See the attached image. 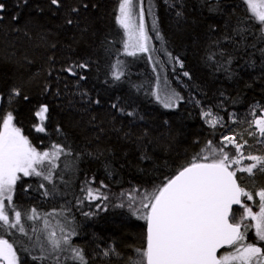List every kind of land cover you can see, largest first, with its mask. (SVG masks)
<instances>
[{
    "label": "trees",
    "instance_id": "trees-1",
    "mask_svg": "<svg viewBox=\"0 0 264 264\" xmlns=\"http://www.w3.org/2000/svg\"><path fill=\"white\" fill-rule=\"evenodd\" d=\"M0 2L5 4L0 13L3 16L0 20V94L5 97L0 101V117L12 112L14 124L39 151H49L54 144L70 147V154L60 157L54 175L60 178L59 170L67 164L69 178L62 187L67 196L72 195V206L68 209L70 218L75 217L78 231L81 230L87 240L92 231L104 240L108 235L117 241L121 257L96 258L94 264H127L128 258L137 254L136 249L145 247L146 223L135 226L131 219L118 216L116 212L86 218L82 213L92 212L94 202L78 205L77 200L83 196L81 189L92 177L95 182L103 181L112 193H123L133 187L156 188L197 154L203 156L208 141L217 147L224 136H231L241 128L240 123L244 126L250 123L252 105L257 101L264 103V83L257 81L251 89L245 88L244 83L251 82L259 74L258 70L241 71L242 79L237 83L216 71L206 56L213 40L230 33L238 22L246 26H253L255 22L248 19L250 13L243 0H219L220 12H209L208 5L213 0H169L168 3L154 0L152 6L159 36L155 32L153 38L156 55L165 69L157 85L162 98L165 87L184 97L179 107L166 109L156 99L154 63L145 54H125V33L117 19L121 0H83L89 7L72 15L79 21L78 27L64 24V18L70 7L79 5L80 0H63L62 9L48 8V0H29L22 9L17 8V0ZM36 5L45 11L37 12ZM177 11L183 16L178 17ZM17 14L18 21L13 19ZM209 25H215V31H209ZM225 47L231 48V45L225 44ZM173 57L183 61V68L178 67ZM118 61L122 66L119 69ZM80 62H88L89 68L78 71V76L87 79L77 85L78 76L62 69ZM243 62L237 61V68ZM179 70L189 72L191 79ZM114 71H122L124 75L116 80ZM12 88H19L21 96L9 102L7 94ZM85 90L89 97L98 98L101 103L88 102L87 97L81 99L77 93ZM221 91L224 96L220 95ZM24 95L29 97L28 101L23 99ZM117 98L121 106L137 110L144 120L133 122L111 108ZM196 100L200 103L196 104ZM41 103L49 104V118L45 121L47 133H39L33 127L39 122L34 113ZM208 109L223 116L225 121L233 113L237 123L231 125V130L224 126L213 128L202 115ZM57 125L60 132L56 131ZM145 129L149 136L142 141L138 138ZM126 132L131 134L125 137ZM144 152L151 160L140 159ZM108 161L111 167L106 170ZM20 175L10 203L15 210L30 214L35 208L42 214L56 209L53 196L42 194L44 190L39 187L42 178ZM44 183L51 191L49 182ZM9 211L12 212L11 206ZM239 213L240 207L235 208L233 215L237 220ZM25 223L27 227L34 223L37 226L39 220ZM0 236L13 241L19 254L27 258L28 253L17 246L20 233L0 229ZM251 242L249 238L248 243ZM82 246L94 251L87 242ZM232 247L224 248L221 254L231 253Z\"/></svg>",
    "mask_w": 264,
    "mask_h": 264
},
{
    "label": "snow or ice",
    "instance_id": "snow-or-ice-1",
    "mask_svg": "<svg viewBox=\"0 0 264 264\" xmlns=\"http://www.w3.org/2000/svg\"><path fill=\"white\" fill-rule=\"evenodd\" d=\"M166 3L169 0H165ZM255 25L246 26L243 22H238L230 33H225L213 40L209 46L206 60L216 69L225 73L226 79L235 80L237 83L242 79L241 71L258 70L259 74L251 82L245 81L244 87L253 88L257 81L264 83V0H243ZM29 0H17V8L22 9L28 5ZM142 0H121L119 4V16L117 17L120 26L127 33L125 41V51L132 49L128 54L135 56L137 53H149L151 37L145 28L144 10ZM36 11L43 13L45 8L36 5ZM48 8L55 7L62 9L63 0H48ZM89 5L80 0L79 5L72 6L67 11L64 24L79 26V21L72 18L73 14H79L81 8L87 9ZM95 7V5H93ZM134 8L138 10L134 13ZM5 9V4L0 2V13ZM209 12H220L219 0H213L208 5ZM176 15L182 17L183 13L177 11ZM14 20H19V14L13 16ZM137 19L139 23H137ZM0 20L3 16L0 15ZM209 31H215V25L208 26ZM153 29L159 36V31L153 20ZM249 37H252L251 42ZM230 44L231 48L225 47ZM55 47V45H53ZM214 48V50H213ZM171 56V53H168ZM151 58V56L149 57ZM173 59L183 67V61L179 57ZM243 60V64L236 66V62ZM121 62H117V66ZM89 68L88 62L70 64L62 69L73 76H78L79 70ZM239 69V70H238ZM124 73L114 71L113 76L119 80ZM185 77L191 79L190 73L185 71ZM87 77L79 75L77 85L80 80ZM47 91V87L45 89ZM161 90L157 86L156 99L163 104L166 109L179 107L183 96L170 91L167 87L163 89L164 96L161 97ZM59 95V91H57ZM77 95L88 102L99 105L100 99H92L87 91L78 92ZM224 96V92H220ZM21 96L19 88H12L7 94L9 102ZM0 94V101L4 99ZM25 101L29 100L27 95L23 96ZM236 101L233 100V103ZM196 104L200 101L196 100ZM222 107V105H221ZM253 108H259L262 115L251 123L257 126L258 135L264 137V103L257 101ZM111 108L118 113L130 117L133 122L143 121L144 116L137 110H128L121 106L119 98L111 104ZM49 104L41 103L34 115L39 118V122L33 125L35 131L47 133L45 121L48 120ZM213 128L224 123L221 116H214L209 109L202 113ZM2 129H0V229L15 230L27 238L29 247H23V251L31 255V259L36 264H94L96 258L121 257V252L112 241L106 247L97 245V250L88 251L82 245L73 242V238L80 235L75 217L71 216L70 210L61 208L59 211L53 210L47 214L37 212L35 208L28 212L21 213L15 210L14 205H10L15 192L17 181L24 177L36 176L42 178L39 184L43 189V195L55 196L63 195L59 193L54 183L55 169L59 167L57 161L62 155L70 154V147L60 144L51 146L50 151H39L30 142L29 138L22 133L13 121L12 112L0 117ZM167 124V121H165ZM56 131L60 132V126H56ZM131 133H124L128 137ZM256 133H250L255 135ZM149 132L145 129L138 139L145 140ZM225 145H234L235 152L232 156L224 150V147L209 148L208 155L197 154L191 161L183 165L171 178H165L161 185L148 192L144 190V195L139 201L129 197L127 204L124 202L114 204L113 207H127L130 214L138 220L146 222V246L136 249V255L128 258V264H264V247L258 243H246V233L249 225L244 224V220L251 218L255 221V228L258 242L264 243V189L258 191L259 212H253L242 201V197L253 200V194L245 191L237 181V171L254 174V170L264 173V156H245L243 148L247 141L237 142L235 136H224ZM208 141L207 145L211 146ZM91 156L92 153H87ZM103 155V153H99ZM211 157V159L209 158ZM140 159L151 160V156L144 152ZM243 160L250 163L242 168L232 169V165H240ZM65 164V168H67ZM111 167V162L105 163L106 170ZM111 174V172H109ZM62 180V177H60ZM95 177L86 181L81 189L82 198L77 200L78 205H83L86 201H108V196L101 191L107 185L100 182L99 188L91 186ZM49 182L52 190L45 188V183ZM31 187V185H28ZM12 208V215H9V206ZM233 205H239L244 209L243 215L237 220L233 215ZM95 208L98 211H107V203H97ZM86 218L98 215L97 211L83 212ZM42 219V227L34 224L25 227L26 221L36 222ZM25 221V222H22ZM235 221V222H233ZM243 226V230H242ZM31 233V235H30ZM224 245L235 246L234 253L217 256L218 249ZM35 251L37 254L32 255ZM0 264H20V258L12 243L0 238Z\"/></svg>",
    "mask_w": 264,
    "mask_h": 264
},
{
    "label": "rangeland",
    "instance_id": "rangeland-1",
    "mask_svg": "<svg viewBox=\"0 0 264 264\" xmlns=\"http://www.w3.org/2000/svg\"><path fill=\"white\" fill-rule=\"evenodd\" d=\"M153 1L154 0H142V5H141L143 7V10H144V21L143 22L145 24V28L148 31L149 36L151 37V39L149 41V43L151 45V49H150L149 53H137V54H145L147 56L148 60L150 59L154 63L155 72H156V78H157L155 86L157 88V86H158L157 82L160 83L163 75L165 74V69H164L163 65L161 64L159 57L156 55L155 40L153 38V34L156 32L153 29V20L154 19H155L156 29H157V24H156V18H155V14H154V11H153V6H152ZM137 10H138V8H134V13ZM118 16H119V14H118ZM137 23H139L138 19H137ZM124 33H125V41H126L127 40V33H126L125 29H124ZM124 51H125V45H124ZM129 51H132V49H128V51H125V54H128ZM150 56H151V58H149ZM120 66H121V64H119L117 66L118 67L117 69H119ZM178 67L179 68H183V67L180 66L179 63H178ZM179 72L182 75L184 73V71H182V70H179ZM258 110H259L258 107L257 108H253L252 114H253L254 117L252 116L251 122L253 120H255V119L260 118V116L262 115V113H257ZM205 111H207V110H205ZM212 114L214 116H221V115L214 114L213 112H212ZM221 117H223V116H221ZM207 119H211V117H208V118L204 117V120L206 122H207ZM234 122L237 123L236 120H235L234 114L231 113L229 115L227 121H225V119H224V123L218 124L216 126H224V127H227L229 130H231V125ZM251 122L248 123L245 126L242 123H240L241 128L238 129L231 136H235L237 142H239V143H243L244 141H247V143L245 144V146H244V148L242 150L245 156H248V155L264 156V137H260L258 135L257 126L252 124ZM0 129H2V121H0ZM250 133H256V134L255 135H250ZM222 141H223V138H222ZM220 147H224V150L229 152L230 156H232L234 154V152H235L234 145H231V144L225 145L224 143H221L217 147L208 146L206 148L205 152H204V155H208V149L209 148H220ZM209 158L211 159V157H209ZM57 163L59 164V160L57 161ZM248 163H250V161L243 160L240 165H232V169L235 170L237 168L245 167V166H247ZM59 172H60L59 173L60 174L59 177H62V180L60 178H54V183L56 185V188H57L58 192L59 193H63V195H55V196H53V198L55 199V201H53V203H54L53 206L57 205V207L55 209L57 211H59L61 208H64V209L68 210V209H71V206H72L71 205V203H72L71 202V196L72 195L67 196L66 190L63 189V187H62V186H66L67 178H69V176H68L69 175L68 174V167L65 168V165L62 166L61 169L59 170ZM237 178H238V180L240 182L241 187L244 188L245 191L251 192L253 194V200L252 201L247 200V198L245 197V199H246L245 200V204H247L249 207H251L253 212H259V206H258L259 205V197H258L257 193H258L259 190L264 189V173H261L259 170H254V174H248V173H245V172L237 171ZM55 180H57V181H55ZM64 183H65V185H63ZM91 186L93 188H99L100 187V183L99 182H95V184L93 183V184H91ZM153 189H143V188L133 187V188H129L127 190H124L123 193L116 192V191H113V193H112L109 190L108 187L107 188H102L101 191H103L104 194L107 195L109 199H108V201H104V202L91 201V202H94V205H93L94 210L93 211H97L98 214H103V213L106 214L107 212H116L115 214H118V216H123V217H126L128 219H131V221L134 223L133 225H135V226L141 225L142 222H145V221L138 220V219H136V217H133L130 214V212H129L127 207L118 208V207H113V205L121 203V202H124L125 204H127L128 200H129V197L135 198L137 201H139L140 197L144 195V190H147L150 193V192H152ZM14 196H15V192L13 194V197ZM13 197H12V200H13ZM8 203L9 202L7 200H5L6 206L8 205ZM97 203H102V204L103 203H107L108 204V210L107 211H98L95 208V205ZM53 210L54 209H52L50 211L46 210V212L42 213V214L50 213ZM16 211H20L22 213L21 210H16ZM243 212H244V209L242 207H240V213L238 214L239 217L243 215ZM9 215L11 216L12 212L9 211ZM244 224L249 225L248 231L246 233V241L245 242L248 243V239L250 238L251 241H252L251 243H258V246L264 247V243L258 242V239H257V236H256V232H255V228L253 227V225L255 224V221L252 220L251 218H247V219L244 220ZM25 227L27 228L26 223H25ZM37 227H42V219L39 220V224L37 225ZM6 231H8V230H6ZM79 231H80V237L79 238H77L78 236L74 237L73 238V242L76 243V244H79V245L80 244L83 245V243L87 242L88 245L91 246V249H94V251L97 250V245L98 244L101 247H106L109 243H111L112 241H115L113 238L111 240V237H109L108 235H106V239L104 240L102 237L98 236L97 234H93L92 231L90 232L91 235L88 236V240H87L86 238L83 237V234L81 233V230H79ZM30 235H31V233H30ZM0 238L6 239V240L9 241V243L13 244L14 248L17 251L18 257L20 258V264H36L35 261H32L31 255H29V254L26 256L27 257L26 258L27 261H25L26 260V259H24L25 257L21 256L19 254V251L16 248L15 243L13 241H11L8 237L0 236ZM115 242H117V241H115ZM17 246L20 249V251H23V247H29V244L27 242V238L24 237L23 235L21 237H19L17 239ZM145 246H146V243H145ZM232 249H233V251L231 253H234L235 246H233ZM33 254H37V253L35 251H33L32 255ZM222 255H227V253H222L221 256Z\"/></svg>",
    "mask_w": 264,
    "mask_h": 264
},
{
    "label": "water",
    "instance_id": "water-1",
    "mask_svg": "<svg viewBox=\"0 0 264 264\" xmlns=\"http://www.w3.org/2000/svg\"><path fill=\"white\" fill-rule=\"evenodd\" d=\"M237 181H238V179H237ZM238 183H239V181H238ZM239 184H240V183H239ZM242 201H243V197H242ZM237 207H241V206H239V205H233V211H234V209L237 208ZM242 230H243V226H242ZM230 246H232V245H224L222 248L218 249V251H217V256H218V257L221 256V252H222V250H223L224 248H227V247H230Z\"/></svg>",
    "mask_w": 264,
    "mask_h": 264
},
{
    "label": "flooded vegetation",
    "instance_id": "flooded-vegetation-1",
    "mask_svg": "<svg viewBox=\"0 0 264 264\" xmlns=\"http://www.w3.org/2000/svg\"><path fill=\"white\" fill-rule=\"evenodd\" d=\"M245 200H246L245 197H243V202H244V203H245Z\"/></svg>",
    "mask_w": 264,
    "mask_h": 264
}]
</instances>
